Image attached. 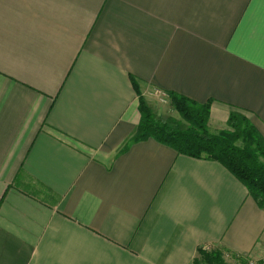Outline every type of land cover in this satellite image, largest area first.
Wrapping results in <instances>:
<instances>
[{
    "label": "crops",
    "instance_id": "obj_1",
    "mask_svg": "<svg viewBox=\"0 0 264 264\" xmlns=\"http://www.w3.org/2000/svg\"><path fill=\"white\" fill-rule=\"evenodd\" d=\"M134 80L151 107L177 92L211 102L213 132L238 112L264 138V0H0V264L264 253V208L222 163L125 148Z\"/></svg>",
    "mask_w": 264,
    "mask_h": 264
},
{
    "label": "trees",
    "instance_id": "obj_2",
    "mask_svg": "<svg viewBox=\"0 0 264 264\" xmlns=\"http://www.w3.org/2000/svg\"><path fill=\"white\" fill-rule=\"evenodd\" d=\"M141 118L135 134L126 142L153 137L178 153L222 163L247 187L264 208V138L248 118L233 112L228 120L232 130L213 132L209 126L211 102L200 103L177 92H168L169 104L180 118L159 116L140 94ZM242 139L244 144H239ZM194 264H227L221 250L199 248Z\"/></svg>",
    "mask_w": 264,
    "mask_h": 264
},
{
    "label": "rangeland",
    "instance_id": "obj_3",
    "mask_svg": "<svg viewBox=\"0 0 264 264\" xmlns=\"http://www.w3.org/2000/svg\"><path fill=\"white\" fill-rule=\"evenodd\" d=\"M157 97V96H156ZM152 109L159 115L163 117H175L180 118L178 112L173 109V107L166 102L157 101V98L152 102ZM220 130V129H219ZM223 130H232L230 127H225ZM218 132V131H217ZM239 144H244L243 140L238 141ZM207 251L220 250V249H206ZM223 257L227 264H264V253L261 256H251V255H234L230 252H226L224 249L221 250Z\"/></svg>",
    "mask_w": 264,
    "mask_h": 264
},
{
    "label": "built area",
    "instance_id": "obj_4",
    "mask_svg": "<svg viewBox=\"0 0 264 264\" xmlns=\"http://www.w3.org/2000/svg\"><path fill=\"white\" fill-rule=\"evenodd\" d=\"M156 93H157V95H159V97H161V96H165L164 92L157 91ZM160 101H162V102H166V99L162 97Z\"/></svg>",
    "mask_w": 264,
    "mask_h": 264
}]
</instances>
